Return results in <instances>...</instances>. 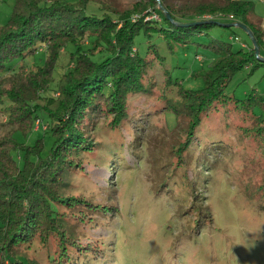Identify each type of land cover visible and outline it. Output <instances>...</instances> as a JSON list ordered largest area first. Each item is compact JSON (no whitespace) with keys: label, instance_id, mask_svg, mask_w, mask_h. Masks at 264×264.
Masks as SVG:
<instances>
[{"label":"rangeland","instance_id":"374dc122","mask_svg":"<svg viewBox=\"0 0 264 264\" xmlns=\"http://www.w3.org/2000/svg\"><path fill=\"white\" fill-rule=\"evenodd\" d=\"M139 1L146 0H89L86 11L109 15L115 21ZM198 1L221 0H165L173 6ZM253 2L252 19H263L264 27V0ZM13 3L0 0V25L7 22ZM148 10L131 14L130 19L162 20L159 12ZM204 32L193 35L187 43L172 41L171 46L160 36H136L141 53L149 43L156 44L164 56L163 64L154 63L152 82H147L151 87L129 96L131 110L119 127L107 126L110 115L96 120L92 134L96 144L88 152L80 151L79 173L66 177L69 190L81 191L95 204L74 207L92 216L85 240H97L87 250L85 263L264 264V192L258 189L262 162L257 141L242 134V127L254 125L255 118L227 106L216 117L202 116L188 136L189 118L166 112V99L160 98L161 94L167 98L176 95L175 87L173 90L165 83L166 72L173 82L178 80L186 88L202 86L198 73L216 56L202 43L218 38L230 41L234 49L241 48V43L252 44L246 31L236 25L213 24ZM89 41L85 39V47ZM75 49L72 43L66 45L53 71L52 89L45 95H57V81L71 66L67 55ZM259 53L264 56L263 49ZM104 55L98 52L92 58L98 61ZM44 59L42 45L30 56L6 66L34 69ZM224 91L236 98L250 92L264 97V63L236 70ZM2 101L0 134L8 128L5 107L9 102L6 98ZM255 112L263 113L258 107ZM41 120L26 134L16 129L14 138L32 144L43 137L47 150L51 136L47 119ZM45 250L36 241L23 249L38 264H44ZM76 258L79 262L80 257Z\"/></svg>","mask_w":264,"mask_h":264},{"label":"trees","instance_id":"16d2710c","mask_svg":"<svg viewBox=\"0 0 264 264\" xmlns=\"http://www.w3.org/2000/svg\"><path fill=\"white\" fill-rule=\"evenodd\" d=\"M88 1L14 0L7 22L0 25V103L4 98L9 102L5 107L8 128L0 134V264H38L23 251L35 241L46 247L44 264H87L86 252L97 243L84 237L93 220L90 213L74 207L95 204L81 191L69 190L66 177L79 173L80 151L88 152L96 144L92 137L96 120L110 115L107 126L119 127L131 110L129 96L151 87L147 82L154 63L163 64L164 56L156 44L151 42L140 52L137 35L147 39L160 36L171 46L172 41L189 42L213 24L227 26L240 21L252 31L260 51L264 50L262 19H252L253 0L198 1L186 6L160 0L174 20L193 22L186 26L167 19L157 0L135 2L115 21L106 14L88 13ZM146 8L159 12L162 20L130 19L131 14ZM228 14L234 18L229 19ZM86 38L90 39L87 47ZM68 43L76 46L75 52L67 55L71 66L57 81V95L50 97L44 93L51 88L53 71ZM243 44V48L234 49L230 41L218 38L202 43L216 55L211 65L198 73L202 86L186 88L166 72L165 83L173 90L175 87L176 95L167 98L161 94L160 98L166 99V112L189 118L188 136L202 116L216 117L227 106L252 115L256 123L242 127V134L257 141L262 162L258 189L264 192V97L250 92L236 98L224 91L236 70L264 63L255 56L252 44ZM42 45L45 59L41 66H6ZM98 52L105 55L97 61L92 55ZM257 107L263 113L255 112ZM41 116L47 119L51 136L47 150L43 137L32 144L14 138L16 129L24 134L33 130L44 118Z\"/></svg>","mask_w":264,"mask_h":264},{"label":"water","instance_id":"95a60500","mask_svg":"<svg viewBox=\"0 0 264 264\" xmlns=\"http://www.w3.org/2000/svg\"><path fill=\"white\" fill-rule=\"evenodd\" d=\"M158 1V7L161 8L162 12L164 13L165 17L167 19H170L173 23H175L176 25H181V26H186V25H190L192 24L193 22H181V21H177V20H174L169 11L162 5V3L160 2V0H157ZM221 24V23H220ZM227 26H230V25H236V26H239L241 27L242 29H244L246 31V33L249 35L250 39H251V42H252V46H253V49H254V53H255V56L257 57L258 60L260 61H264V56H261L259 51H260V48H259V45L257 44L253 34H252V31L242 22L240 21H236V22H232V23H226Z\"/></svg>","mask_w":264,"mask_h":264},{"label":"built area","instance_id":"2783aa9c","mask_svg":"<svg viewBox=\"0 0 264 264\" xmlns=\"http://www.w3.org/2000/svg\"><path fill=\"white\" fill-rule=\"evenodd\" d=\"M227 17H228L229 19H233V18H234V16H233L232 14H228ZM234 38L237 39V37H234ZM241 45H244V44L241 43ZM38 124H39V122L37 121V122H36V126H38Z\"/></svg>","mask_w":264,"mask_h":264},{"label":"crops","instance_id":"0c3cea01","mask_svg":"<svg viewBox=\"0 0 264 264\" xmlns=\"http://www.w3.org/2000/svg\"><path fill=\"white\" fill-rule=\"evenodd\" d=\"M262 21H263V19H262ZM261 25H262V27H263V24H262V22H261ZM264 28V27H263Z\"/></svg>","mask_w":264,"mask_h":264}]
</instances>
